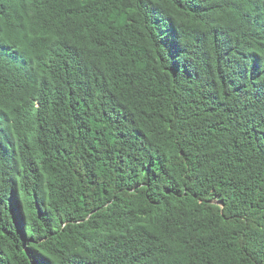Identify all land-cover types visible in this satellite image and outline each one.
<instances>
[{
	"label": "trees",
	"instance_id": "obj_1",
	"mask_svg": "<svg viewBox=\"0 0 264 264\" xmlns=\"http://www.w3.org/2000/svg\"><path fill=\"white\" fill-rule=\"evenodd\" d=\"M0 264H264V0H0Z\"/></svg>",
	"mask_w": 264,
	"mask_h": 264
}]
</instances>
